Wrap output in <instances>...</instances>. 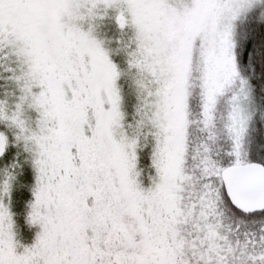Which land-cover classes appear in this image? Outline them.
Masks as SVG:
<instances>
[{
    "label": "snow or ice",
    "instance_id": "1",
    "mask_svg": "<svg viewBox=\"0 0 264 264\" xmlns=\"http://www.w3.org/2000/svg\"><path fill=\"white\" fill-rule=\"evenodd\" d=\"M0 264H264V0H0Z\"/></svg>",
    "mask_w": 264,
    "mask_h": 264
}]
</instances>
